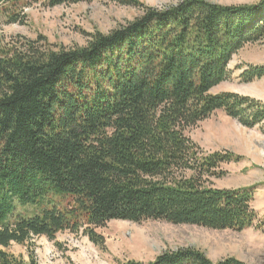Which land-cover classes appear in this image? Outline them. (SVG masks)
<instances>
[{
    "label": "trees",
    "instance_id": "obj_1",
    "mask_svg": "<svg viewBox=\"0 0 264 264\" xmlns=\"http://www.w3.org/2000/svg\"><path fill=\"white\" fill-rule=\"evenodd\" d=\"M44 1L53 8L92 0ZM121 3L141 15L95 32L85 46L25 40L0 51V264H27L3 251L11 243L64 231H82L103 247L96 229L111 221L235 232L257 226L254 188L211 184L236 155L204 152L185 132L216 111L246 128L264 121V102L211 92L228 79L233 55L264 42V0ZM262 77L264 65L239 79ZM116 264L242 263L177 248Z\"/></svg>",
    "mask_w": 264,
    "mask_h": 264
},
{
    "label": "rangeland",
    "instance_id": "obj_2",
    "mask_svg": "<svg viewBox=\"0 0 264 264\" xmlns=\"http://www.w3.org/2000/svg\"><path fill=\"white\" fill-rule=\"evenodd\" d=\"M121 1L92 0L49 8L44 0H13L5 7L0 6V51L18 46L25 40L36 41L39 45L47 43L52 49L85 46L95 32L108 34L141 15V10ZM137 1L148 7L161 8L177 0ZM207 1L227 6L251 5L260 0ZM263 65L264 42L244 46L228 64V79L211 92H231L264 102V77L250 83L239 79L247 67ZM185 136L204 152L229 151L236 155V162L220 167L225 175L211 179V184L218 189L254 188L251 206L258 216L257 226L235 232L161 221L140 224L111 221L104 228L96 229V233L104 238L103 247L90 242L82 231L77 234L64 231L54 240L34 237L21 245L11 243L3 251L27 264H116L126 261L146 263L165 250L193 248L203 252L213 263L233 258L242 264H264V121L246 128L223 111H216L189 128ZM16 211L23 209L17 206ZM139 233H147L155 239L156 243L148 249L150 252L134 254V249L130 248L132 244L145 245L136 237Z\"/></svg>",
    "mask_w": 264,
    "mask_h": 264
},
{
    "label": "bare ground",
    "instance_id": "obj_3",
    "mask_svg": "<svg viewBox=\"0 0 264 264\" xmlns=\"http://www.w3.org/2000/svg\"><path fill=\"white\" fill-rule=\"evenodd\" d=\"M136 236V235H135ZM134 236V237H135ZM133 237V236H132ZM137 238H139L140 239V241H142L145 245L144 246H140V245H131L130 246V248H132V249H134V252H132V253H134V254H137V253H148V252H150L148 249H150V246L151 245H154V243H156L155 242V239H152L151 237H150V235L149 234H147V233H139V235H137L136 236ZM130 239V238H129ZM126 241H128V240H126ZM125 242V241H124ZM129 242V241H128ZM126 243V242H125ZM120 245H122L121 246V248L122 249H124V245H123V241L121 240V244ZM129 249V248H128ZM131 252V251H130ZM134 254H132V255H134Z\"/></svg>",
    "mask_w": 264,
    "mask_h": 264
}]
</instances>
